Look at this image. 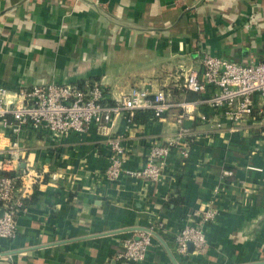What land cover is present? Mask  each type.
I'll list each match as a JSON object with an SVG mask.
<instances>
[{
  "label": "crops",
  "instance_id": "0c3cea01",
  "mask_svg": "<svg viewBox=\"0 0 264 264\" xmlns=\"http://www.w3.org/2000/svg\"><path fill=\"white\" fill-rule=\"evenodd\" d=\"M202 50L264 61V0H0V81L11 91L99 81L112 102L133 86L196 100L212 89L193 96L183 75L200 67ZM183 124L195 132L189 154L173 148L158 182L107 179L110 149L96 129L53 140L23 128L22 164L33 173L19 193L38 197L18 216L16 239L1 240L0 264H132L116 259L121 239L160 221L161 239L133 264H264V112L235 124L224 107L200 105ZM178 129L170 115L118 117L125 166H143L152 142L166 143ZM10 143L0 127V172L11 168ZM211 200L218 216L200 223L205 250L178 255L174 233Z\"/></svg>",
  "mask_w": 264,
  "mask_h": 264
},
{
  "label": "built area",
  "instance_id": "2783aa9c",
  "mask_svg": "<svg viewBox=\"0 0 264 264\" xmlns=\"http://www.w3.org/2000/svg\"><path fill=\"white\" fill-rule=\"evenodd\" d=\"M183 88L196 93L212 94L196 100L173 99L169 89L155 91L133 86L130 91L115 101H110L106 87L99 81L93 82H47L33 86H23L11 91L0 81V127L11 138L6 152L5 164L11 166L7 174L0 173V254L1 240L13 242L18 236L17 219L26 208L24 199L30 195L19 193L21 181L29 177L33 170L22 167L24 148L19 139L23 128L36 133L60 139L68 133H85L96 129L109 146V163L103 175L110 181L122 179L124 175L158 182L162 179L167 165V156L173 148H179L183 156L189 154L188 142L194 133L183 122L192 118L200 105L213 109L225 108L231 123L240 124L254 114L264 112V61L237 62L227 57L217 56L208 50L200 53V67L185 71ZM153 112L155 118L165 115L173 117L179 129L175 136L163 141L154 140L150 145L146 162L137 169L125 166L127 150L122 136L114 131L115 121L125 114L128 121L135 119L138 111ZM202 121H208L206 113H199ZM215 122V121H214ZM214 128L222 123L215 122ZM234 129V128H231ZM232 176V170H225ZM34 183L39 175H32ZM203 211H193L186 215L184 224L173 235L174 251L178 255L202 253L207 246V238L200 223L212 222L218 216L215 200H211ZM164 222L150 224L121 239L116 259L136 263L145 259L155 245L156 235L164 229ZM190 244L193 250L190 251Z\"/></svg>",
  "mask_w": 264,
  "mask_h": 264
},
{
  "label": "trees",
  "instance_id": "16d2710c",
  "mask_svg": "<svg viewBox=\"0 0 264 264\" xmlns=\"http://www.w3.org/2000/svg\"><path fill=\"white\" fill-rule=\"evenodd\" d=\"M183 91H185V92H192L191 94H192L193 96H194L193 93H196V92H194V91L186 90L185 88H184ZM150 118H155V117L153 116V112L150 111V110H147V111H138V112L136 113V116H135V119H137L138 121H147V120L150 119ZM0 173L7 174L8 172H0ZM37 197H38V196H37V193H35V194L33 195L32 199H31V198H25V199H24V205L27 207V205L31 204L32 200L35 201ZM173 201L178 203V202L180 201V199H179V198H174Z\"/></svg>",
  "mask_w": 264,
  "mask_h": 264
},
{
  "label": "water",
  "instance_id": "95a60500",
  "mask_svg": "<svg viewBox=\"0 0 264 264\" xmlns=\"http://www.w3.org/2000/svg\"><path fill=\"white\" fill-rule=\"evenodd\" d=\"M21 166L24 167V164H22ZM3 211H4V208L2 206H0V215L3 213ZM142 229H145V228H142ZM154 234L156 235L157 238L161 239L159 234H157V233H154ZM192 250H193V246H192V244H190V251H192Z\"/></svg>",
  "mask_w": 264,
  "mask_h": 264
}]
</instances>
